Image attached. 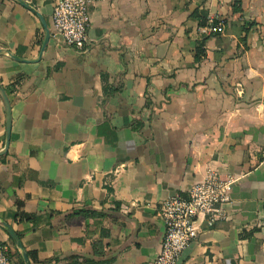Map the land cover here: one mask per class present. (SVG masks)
<instances>
[{
  "label": "crops",
  "instance_id": "crops-1",
  "mask_svg": "<svg viewBox=\"0 0 264 264\" xmlns=\"http://www.w3.org/2000/svg\"><path fill=\"white\" fill-rule=\"evenodd\" d=\"M53 1L0 0L7 264H151L160 202L210 170L230 200L178 264H264V0H94L83 50Z\"/></svg>",
  "mask_w": 264,
  "mask_h": 264
},
{
  "label": "built area",
  "instance_id": "built-area-1",
  "mask_svg": "<svg viewBox=\"0 0 264 264\" xmlns=\"http://www.w3.org/2000/svg\"><path fill=\"white\" fill-rule=\"evenodd\" d=\"M94 0H54L51 22L62 40L76 49L88 44L90 12L88 6ZM222 22H208L200 27L204 35L223 30ZM235 179L221 177L208 171L202 179L193 182L186 196L172 194L160 202L158 209L164 223L160 249L151 264H178V259L195 237L199 219L207 224L224 216V204L230 200L229 190ZM9 245L0 239V264L9 261Z\"/></svg>",
  "mask_w": 264,
  "mask_h": 264
},
{
  "label": "trees",
  "instance_id": "trees-1",
  "mask_svg": "<svg viewBox=\"0 0 264 264\" xmlns=\"http://www.w3.org/2000/svg\"><path fill=\"white\" fill-rule=\"evenodd\" d=\"M193 16H198V12L196 11V12H193ZM198 51H201V48H198ZM19 216L22 218V217H24V218H26V219H31L32 218V216L31 215H28V214H26V213H20L19 214Z\"/></svg>",
  "mask_w": 264,
  "mask_h": 264
},
{
  "label": "water",
  "instance_id": "water-1",
  "mask_svg": "<svg viewBox=\"0 0 264 264\" xmlns=\"http://www.w3.org/2000/svg\"><path fill=\"white\" fill-rule=\"evenodd\" d=\"M46 37H48V31H46ZM9 233L14 237V234L10 232L9 230ZM16 244L19 248H22V246L20 245V242L16 240Z\"/></svg>",
  "mask_w": 264,
  "mask_h": 264
}]
</instances>
